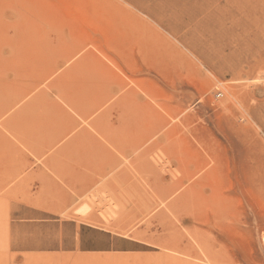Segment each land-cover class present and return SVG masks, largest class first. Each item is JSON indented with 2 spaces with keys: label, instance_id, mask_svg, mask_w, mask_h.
<instances>
[{
  "label": "rangeland",
  "instance_id": "rangeland-1",
  "mask_svg": "<svg viewBox=\"0 0 264 264\" xmlns=\"http://www.w3.org/2000/svg\"><path fill=\"white\" fill-rule=\"evenodd\" d=\"M0 264H264V0H0Z\"/></svg>",
  "mask_w": 264,
  "mask_h": 264
},
{
  "label": "crops",
  "instance_id": "crops-1",
  "mask_svg": "<svg viewBox=\"0 0 264 264\" xmlns=\"http://www.w3.org/2000/svg\"><path fill=\"white\" fill-rule=\"evenodd\" d=\"M79 231L77 236L72 235L69 238L64 239L63 245L66 249H79L84 251H96V250H106L108 247L112 246L111 242L98 243V241L88 240V237L92 238L93 236L98 238L99 232L94 230H88V232H84L82 227L79 226ZM45 244V243H44Z\"/></svg>",
  "mask_w": 264,
  "mask_h": 264
}]
</instances>
